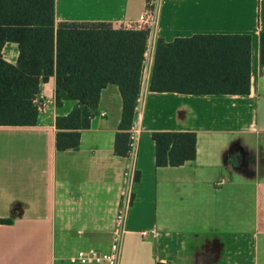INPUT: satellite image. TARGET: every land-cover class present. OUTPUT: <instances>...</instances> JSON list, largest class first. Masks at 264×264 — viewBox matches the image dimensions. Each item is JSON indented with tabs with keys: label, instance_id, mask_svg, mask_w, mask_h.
Listing matches in <instances>:
<instances>
[{
	"label": "crops",
	"instance_id": "0c3cea01",
	"mask_svg": "<svg viewBox=\"0 0 264 264\" xmlns=\"http://www.w3.org/2000/svg\"><path fill=\"white\" fill-rule=\"evenodd\" d=\"M147 10L146 0H55L57 22L129 25ZM150 10L136 114L141 133L120 264H264V0H153ZM196 33L252 34L249 93L150 89L158 40ZM8 45L4 57L15 63V47ZM55 90L52 75L43 83L37 124L0 125V217L10 219L0 222V264H82L70 256L111 244L129 161L115 150L120 88L110 83L102 90L80 146L66 150L56 147ZM158 130L195 131L196 158L156 166L152 133Z\"/></svg>",
	"mask_w": 264,
	"mask_h": 264
},
{
	"label": "trees",
	"instance_id": "16d2710c",
	"mask_svg": "<svg viewBox=\"0 0 264 264\" xmlns=\"http://www.w3.org/2000/svg\"><path fill=\"white\" fill-rule=\"evenodd\" d=\"M152 7L153 0H146V8ZM150 34V27L136 23L57 22L55 0H0V125L37 124L44 103L43 83L55 75L56 147L77 149L102 90L113 83L123 98L115 150L127 155ZM260 40L264 58V32ZM7 42L18 44L15 63L4 57ZM251 78L252 34L196 33L158 40L149 87L190 94H246ZM152 137L156 166H176L196 158L195 131L158 130ZM9 220L0 217V222Z\"/></svg>",
	"mask_w": 264,
	"mask_h": 264
},
{
	"label": "built area",
	"instance_id": "2783aa9c",
	"mask_svg": "<svg viewBox=\"0 0 264 264\" xmlns=\"http://www.w3.org/2000/svg\"><path fill=\"white\" fill-rule=\"evenodd\" d=\"M150 11L147 10L141 18V22L149 24L151 22ZM138 24V22L136 23ZM141 107V95L138 98L136 111L140 112ZM136 113V114H137ZM130 132V149L128 152L129 161L126 164L125 176L126 181L122 187L121 199L117 206V210L114 217L113 235L109 249L99 250L95 247L81 248L70 256L72 262L90 264L105 262L106 264H120L122 256V248L125 235L128 231L127 221L132 199V184L134 177V156L139 143V137L141 128L138 121L135 120L129 128ZM143 234L148 233L147 230H142Z\"/></svg>",
	"mask_w": 264,
	"mask_h": 264
},
{
	"label": "rangeland",
	"instance_id": "374dc122",
	"mask_svg": "<svg viewBox=\"0 0 264 264\" xmlns=\"http://www.w3.org/2000/svg\"><path fill=\"white\" fill-rule=\"evenodd\" d=\"M149 11H150V14H151V17H152L151 22L149 24H147L145 22H141V25H144L146 27L152 26V22H153V13H152V11L150 9H149ZM138 25L140 26V22H138ZM11 47H15V48L13 49V55L10 58H13V59L16 58L15 60H17V58H18V46H17L16 43L9 42V45L7 46L6 50L7 49L11 50ZM0 139H3V138H0Z\"/></svg>",
	"mask_w": 264,
	"mask_h": 264
}]
</instances>
